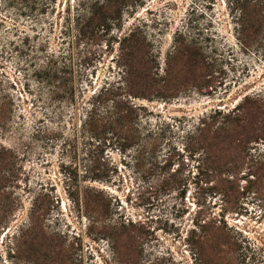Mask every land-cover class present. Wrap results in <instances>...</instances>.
Here are the masks:
<instances>
[{
  "label": "rangeland",
  "instance_id": "rangeland-1",
  "mask_svg": "<svg viewBox=\"0 0 264 264\" xmlns=\"http://www.w3.org/2000/svg\"><path fill=\"white\" fill-rule=\"evenodd\" d=\"M107 1L0 0V152L16 168L0 264H199L190 235L214 220L242 244L234 264H264V0L246 47L234 0H135L91 33L90 8ZM131 39L140 51L126 59ZM187 47L206 71L186 72L176 56ZM133 59L150 88L128 96L135 140L123 149L114 132L96 140L83 124L89 98ZM49 61L64 67L65 98L43 82ZM245 99L261 109L262 141L240 151L199 135ZM208 151L222 163L213 174L201 170ZM225 194L238 198L232 209Z\"/></svg>",
  "mask_w": 264,
  "mask_h": 264
},
{
  "label": "trees",
  "instance_id": "trees-1",
  "mask_svg": "<svg viewBox=\"0 0 264 264\" xmlns=\"http://www.w3.org/2000/svg\"><path fill=\"white\" fill-rule=\"evenodd\" d=\"M132 1L135 0H108V5L101 7H98V3L95 2L90 8V17L86 22V26L92 28L91 33L96 32L98 28L103 27L106 20L117 16L121 8ZM259 2V0H234L232 3L235 11L239 13L237 25L239 26L241 43L244 47L254 44L260 36L261 11L258 5ZM112 15L113 17H111ZM130 41L132 42L128 47L129 53L126 54V59L128 57L130 59L140 51V42L132 39ZM176 57L178 61L184 63V68L188 73L196 70L206 71L207 65L199 48H182ZM51 62L49 61L47 66L42 69L43 82L45 81L50 87L53 86V95L56 93L58 95V91H60L61 96L59 97L65 98L68 93L67 87L64 86L62 91L60 89L61 74L64 73V67L58 70L49 65ZM140 66V61L136 59L125 61L120 82L102 87L97 94L89 98L87 115L83 125L84 131L89 133L91 138L100 140L108 133L114 132L123 140V149L133 146L135 137L132 133L131 121L136 107L128 101V96L130 94L136 97L142 96L139 90L150 88L149 84L145 85L147 78L145 73L138 71L141 68ZM136 70L137 76H135ZM206 77L207 75H205L202 82L208 83L205 81ZM65 82L66 80L63 81L64 84H66ZM167 86L169 87V83ZM260 114L261 109L256 101L245 99L242 104L234 107L232 111L226 114L215 111L208 119L210 123H201L203 128L198 129V132H200L199 135H203L204 132L212 133V138L216 141L220 139L222 144L244 151L250 145L258 144L263 140V126L261 120H259ZM4 115L5 104L0 102V121ZM5 153L4 151L0 152V224L14 211L15 207L11 195L4 192L5 184L12 182L16 177L15 161L11 156H4ZM209 153L210 151L207 154L209 156L206 155L204 158L203 169L201 170L213 174V172H217L222 163L215 153ZM260 159L264 161V155ZM256 162L259 164V166H256V171L262 170L261 167L264 163ZM6 170L8 177L3 174ZM100 178L101 176L98 174L93 177V179ZM226 185L230 189L238 191L237 183L227 181ZM224 197L226 198L224 203L232 209L236 203L234 200L238 198L229 200L227 194ZM224 211H228V209H224ZM198 228L199 232L193 230L189 239L192 247L196 250L199 264H234L237 262L242 244L231 233V230L227 229L224 223L214 220L210 224L198 225Z\"/></svg>",
  "mask_w": 264,
  "mask_h": 264
}]
</instances>
